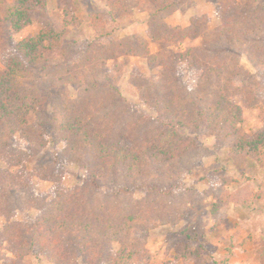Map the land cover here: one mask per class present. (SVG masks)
<instances>
[{
    "label": "trees",
    "instance_id": "obj_1",
    "mask_svg": "<svg viewBox=\"0 0 264 264\" xmlns=\"http://www.w3.org/2000/svg\"><path fill=\"white\" fill-rule=\"evenodd\" d=\"M98 1L107 10L90 15L95 39L78 55L52 24L48 0H13L3 10L12 34L40 26L4 54L0 71V164L5 166H0V216L7 219L0 245H7L16 261L44 254L50 264L147 263L151 230L176 226L186 217V202L176 190L182 187L183 159L198 149L192 133L204 130L229 141L232 157L264 163V4L244 14L229 0L220 8L222 25L205 32L200 46L153 55L142 36L112 38L109 24L133 12L130 0ZM148 2L153 42L180 44L201 36L204 17L192 18L185 28L172 27L166 20L175 12L176 0ZM59 3L66 31L76 19L78 1ZM50 54L64 62L55 64ZM134 57L160 69L157 80L130 78L141 102L156 116L137 112L120 91L116 74L107 72L111 61ZM243 57L254 72L242 64ZM182 64L197 76L192 89L179 79ZM124 66L120 63L119 69ZM63 88L74 89L75 96L50 94ZM244 107L259 111L263 126L254 135L243 131ZM51 123L53 145L63 146L56 161L64 159L87 174L73 188L64 187L58 163L30 170L49 146ZM17 137L26 149L14 146ZM34 179L53 183V194L16 199L18 209L38 210L32 223L16 221L8 194L32 190ZM219 186L211 190L217 202ZM139 190H146L140 199L135 196ZM217 202L212 216L218 215ZM243 203L248 206L247 200ZM183 237L176 243V257L203 264L201 234L189 226Z\"/></svg>",
    "mask_w": 264,
    "mask_h": 264
},
{
    "label": "rangeland",
    "instance_id": "obj_2",
    "mask_svg": "<svg viewBox=\"0 0 264 264\" xmlns=\"http://www.w3.org/2000/svg\"><path fill=\"white\" fill-rule=\"evenodd\" d=\"M78 6L75 13L76 19L63 30L62 6L59 0H48L47 7L49 18L57 30L64 33L67 43L74 44V52L78 55L86 44L95 39V33L90 27V15L99 9L106 11L105 3L98 0H77ZM229 0H176V10L166 23L172 27L185 28L189 26L192 18H203L204 26L201 36L195 40H187L180 44L155 43L150 38L148 21L152 7L148 0H130L134 6L133 12L116 22H110L112 38L142 36L148 40L150 51L153 55L175 52H184L188 48L200 46L202 36L208 30L222 25L220 8ZM13 0H0V71L4 70L5 55L11 52L22 39L35 35L40 30L39 24H34L24 29L19 34H12L4 21V7ZM236 9L240 13H250L255 8L264 4V0H235ZM5 54V55H4ZM53 57L55 64L63 63L61 57ZM124 63L123 69L119 64ZM242 64L254 72L249 61L243 57ZM107 72L116 74L117 85L125 99L134 106L137 112L156 116L139 99L137 90L130 83L132 75L147 79L157 80L160 69L152 67L145 58H121L111 61ZM179 79L183 85L192 89L196 85V74L191 73L185 64L180 65ZM41 82V80H40ZM52 95L75 96L72 88L51 90ZM47 112L53 115L51 108L45 106ZM263 123L258 110L244 107V122L242 128L245 134L254 135ZM54 123L48 126L47 137L49 146L30 165V170L35 166L42 167L58 163L57 170L63 178L66 188H73L84 182L87 177L85 170L65 161H56L55 155L60 153L62 145H53ZM198 142V149L185 157L182 161L184 171L181 188L176 190V195L185 200L188 209L184 220L176 226H162L151 230L147 240V249L151 258L145 264H199L198 259H178L175 246L182 240L183 230L193 227L201 234L200 240L205 252H202L203 264H264V163H259L251 157L236 155L232 157L229 141L216 140L206 131L191 134ZM14 146L26 149V145L18 137ZM1 167L5 168L3 164ZM219 186L217 202L211 190ZM122 185V184H121ZM53 183L34 179L32 190L17 189L8 195L13 200L15 209L14 220L32 223L38 210L23 207L18 209L16 199L28 200L29 196L37 198L49 197L53 194ZM191 190L192 192L189 193ZM103 191V189H102ZM188 193V194H187ZM146 195V190L135 192L136 198ZM185 195V197H184ZM230 198V199H228ZM248 201V206L243 201ZM217 202L218 215L212 216L211 206ZM7 219L0 216V233L6 225ZM0 264H50L46 255H30L22 261H16L8 250L7 245H0ZM80 264H86L81 260Z\"/></svg>",
    "mask_w": 264,
    "mask_h": 264
}]
</instances>
